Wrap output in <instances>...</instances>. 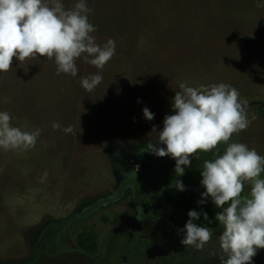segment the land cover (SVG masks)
Wrapping results in <instances>:
<instances>
[{
	"label": "rangeland",
	"instance_id": "obj_1",
	"mask_svg": "<svg viewBox=\"0 0 264 264\" xmlns=\"http://www.w3.org/2000/svg\"><path fill=\"white\" fill-rule=\"evenodd\" d=\"M61 2L70 8L76 0ZM86 2L92 10L89 22L97 29L91 33L95 42L103 46L108 39L115 41V54L102 70L81 58L76 61V77L57 75L54 59L38 56L23 63L14 58L12 69L0 72V112H8L11 124L22 130L42 129L30 149L0 148V260L24 258L34 231L110 192L118 160L128 169L164 163L155 155L141 162L135 152L150 141L155 143L153 127L161 130L164 117L174 114L172 102L182 82L192 87L219 83L235 87L240 99L247 101L249 119L252 114L257 119L231 140L264 156V0ZM97 72L102 82L92 92L83 90L80 79ZM144 107L154 113L153 120L144 118ZM54 122L61 129L54 130ZM69 125L77 135L62 130ZM245 189L250 192L248 184ZM164 191L155 197L156 204L162 205L174 189ZM184 192L201 200L202 193L195 189ZM130 200L127 194L84 221L69 224L70 219L66 220L64 241L74 245L75 233L85 227L99 226L102 234L115 228L130 231ZM206 201L222 210L210 198ZM139 222L144 228L158 224L148 216ZM222 230L218 221L211 227V244H216ZM124 235L112 236L100 259L123 264L122 254L138 238ZM150 249V260L158 259L150 245L144 250ZM258 250L259 255L264 252ZM90 259L72 254L26 264H89Z\"/></svg>",
	"mask_w": 264,
	"mask_h": 264
},
{
	"label": "clouds",
	"instance_id": "obj_2",
	"mask_svg": "<svg viewBox=\"0 0 264 264\" xmlns=\"http://www.w3.org/2000/svg\"><path fill=\"white\" fill-rule=\"evenodd\" d=\"M91 11L86 0H76L70 8H65L61 0H0V72L10 71L14 58L23 63L38 56L54 59L57 75L76 77V61L81 58L102 70L115 54V41L108 39L103 46L95 42L91 33L97 29L88 19ZM102 80L97 72L79 82L83 90L92 92ZM179 89L172 102L174 114L164 117L161 130L153 127L155 143L150 141L141 152L170 156L175 160L177 176L191 166L190 157L195 158L198 152L213 153V159L203 162L201 185L206 190L198 201L203 204L211 197L222 209L215 220L223 230L216 242L218 248L211 254L220 264H252L257 250L264 249V156L231 138L247 130L257 116L252 114L249 119L247 101L241 100L239 91L231 85L192 87L182 82ZM142 111L145 119H154L147 107ZM52 128L61 129V125L54 122ZM62 130L77 135L72 125ZM41 132L39 128L25 131L13 126L10 114L0 112V148L5 151L34 147ZM220 145H224L222 154ZM46 177L47 173L41 182ZM245 184L250 192L242 196ZM174 186L185 190L180 180H175ZM201 215L209 221L205 212H188L189 219L180 230L185 233L180 242L186 248L202 251L212 240L208 227L194 223Z\"/></svg>",
	"mask_w": 264,
	"mask_h": 264
},
{
	"label": "flooded vegetation",
	"instance_id": "obj_3",
	"mask_svg": "<svg viewBox=\"0 0 264 264\" xmlns=\"http://www.w3.org/2000/svg\"><path fill=\"white\" fill-rule=\"evenodd\" d=\"M141 149L135 152L140 157L139 160L141 162L148 161V156L154 155L147 151L141 152ZM223 150L220 145L219 151L221 154ZM162 158L164 163L157 166L150 163L144 165L145 167L134 165L129 169L123 165L122 159L118 160V163L114 165L117 179L114 180V187L110 192L96 197L93 201L84 203L79 209H76L68 216L51 219L32 234L27 256L17 260H0V264H26L30 260L46 261L47 258L45 257L50 258V260L46 261L48 262L52 258L72 254L74 257L92 258L86 261L89 264H113L114 261L111 259L102 260L100 258L104 257L108 251L107 248H109L111 237L118 235L117 237L120 238V235L126 236L124 234L138 235V238L135 239L136 241L132 246L129 245L127 247V254H122L123 258L118 257L123 264H220V261L215 256L214 260L212 259L213 255L211 254L218 248L217 244L209 242L202 251L186 248L181 244L180 241L185 233L180 230L184 228L189 216L186 212L175 210L171 204L172 202H180L184 196L198 204L194 196L177 190L174 183L175 180H180L185 185V188H192L200 194L203 193L206 190L201 185L203 162L206 159H213V153L198 152L195 158L190 157L191 166L185 168V173L182 176L176 175L173 158H170V156ZM168 158L171 160H168ZM164 188L174 189V191L162 199V205L156 204L154 202L155 197L159 193L165 192ZM244 192H248L245 187ZM127 194H129L131 199L130 209L133 211V225L129 229L130 231H120V228H115L102 234L99 226L97 228L85 227L75 233L74 245L64 241L62 236L69 226L68 223L65 224L66 220L70 219L69 224L75 221H84L104 207H108L109 205L114 206L124 200ZM208 198L211 199V197ZM203 205L211 210V204L207 201ZM144 216H148L150 220L158 221V224H155L151 228L141 227L139 220ZM215 216L212 225H206L199 222V220L194 221V223L199 226L208 227L211 230V227L217 222ZM99 221H103L102 217ZM101 223L103 224V222ZM81 235L84 237H80ZM149 245L150 248L153 247L155 249L156 254L158 253V259L150 260L152 250L145 251ZM15 251H19L18 248ZM113 251L111 250V252ZM259 253L260 250H257V254L252 259V264H264V259L261 257V255L264 256V252L261 255Z\"/></svg>",
	"mask_w": 264,
	"mask_h": 264
},
{
	"label": "trees",
	"instance_id": "obj_4",
	"mask_svg": "<svg viewBox=\"0 0 264 264\" xmlns=\"http://www.w3.org/2000/svg\"><path fill=\"white\" fill-rule=\"evenodd\" d=\"M249 192H244L242 193V196H247ZM172 202L171 204L173 205L174 209L177 210V211H183V212H186L188 213L190 210H195L197 212H205L207 213L208 215V218H209V221H211V223L209 221H205L204 218H203V215H201L199 222H202L206 225H209V224H213L214 223V216L217 212L216 208H212L211 207V210H209L208 208L205 207V205L203 204H197L195 202H192L190 200V198L184 196L180 202ZM80 237H84L83 235H81ZM81 242V241H80ZM84 242V241H83ZM86 243H88L87 241H85Z\"/></svg>",
	"mask_w": 264,
	"mask_h": 264
}]
</instances>
